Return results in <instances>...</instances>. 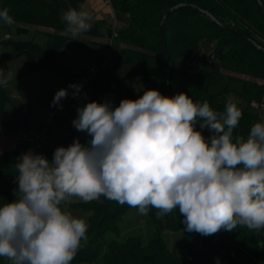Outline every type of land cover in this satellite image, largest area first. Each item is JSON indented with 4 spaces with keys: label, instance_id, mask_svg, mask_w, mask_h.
I'll use <instances>...</instances> for the list:
<instances>
[{
    "label": "clouds",
    "instance_id": "obj_1",
    "mask_svg": "<svg viewBox=\"0 0 264 264\" xmlns=\"http://www.w3.org/2000/svg\"><path fill=\"white\" fill-rule=\"evenodd\" d=\"M90 19L83 6L62 15L72 36L89 31ZM0 20L14 23L7 8ZM12 75L0 71V86ZM81 87L69 85L74 96ZM67 95V89L58 90L52 106ZM241 117L231 100L221 113L186 93L169 97L155 89L118 106L90 101L78 107L72 124L90 137L87 145L75 139L57 147L51 160L31 150L18 158L16 199L0 206V257L10 264H71L88 231L83 218L61 207L73 198L87 203L103 196L141 215L155 208L158 218L178 208L186 230L203 236L238 226L259 233L264 122L255 123L245 139L234 136ZM198 123L212 135L206 138Z\"/></svg>",
    "mask_w": 264,
    "mask_h": 264
},
{
    "label": "trees",
    "instance_id": "obj_2",
    "mask_svg": "<svg viewBox=\"0 0 264 264\" xmlns=\"http://www.w3.org/2000/svg\"><path fill=\"white\" fill-rule=\"evenodd\" d=\"M125 12L126 22L115 36L121 43L116 53L118 64L133 63L142 73L146 90L155 89L162 95L173 97L186 93L194 103L207 101L214 111L223 112L230 99V87L218 92H210L209 87L221 79L240 80L243 94L250 102H263L264 94V9L258 0H114ZM264 3V0H262ZM84 0H0V10L7 8L13 20L28 25L53 28L48 31L45 43L33 40H0L7 46L20 48L27 65V72L51 69L60 73L62 83L67 88L76 82L73 71L57 59V54L69 44L73 36L66 30L62 15L70 8L79 10ZM178 3H189L172 11L163 26L173 72L170 89L167 91V77L170 62L163 51L159 27L163 13ZM204 8L206 11L201 10ZM89 31L82 33L94 37L111 38L113 32L104 19H95ZM248 35L259 43L245 37ZM204 39L215 42L210 59L203 58L201 65L186 61L188 54L198 49ZM108 47L109 42L95 40ZM12 55L8 50H0V68L9 66ZM216 58L219 70L206 66ZM248 75L250 78L236 76ZM127 99L138 96L126 91ZM11 96L4 86H0V128L17 123L4 120L6 104ZM104 103L97 97L88 102ZM242 117L234 129V136L247 138L251 127L264 122V116L251 103L241 109ZM197 130H201L196 127ZM202 131V130H201ZM73 135L87 145V133L72 130ZM205 136L204 132L202 131ZM206 137V136H205ZM29 140H18L13 149H0V206L16 199L18 189V158L30 150ZM90 211L87 241L81 247L72 264H264V230L259 233L246 227L223 229L214 235L203 236L188 232L179 209L158 218L157 209L150 208L148 219L156 224L164 218L167 227L175 232L182 231L183 246L170 249L163 236L157 232L133 234L120 239L121 221L124 214L132 209L127 204L102 197L101 201L82 202ZM109 234L116 235L109 237ZM214 237H219L204 257L207 246ZM204 261L202 262V259ZM0 264H10L0 257Z\"/></svg>",
    "mask_w": 264,
    "mask_h": 264
},
{
    "label": "rangeland",
    "instance_id": "obj_3",
    "mask_svg": "<svg viewBox=\"0 0 264 264\" xmlns=\"http://www.w3.org/2000/svg\"><path fill=\"white\" fill-rule=\"evenodd\" d=\"M83 10L88 12L91 17L89 22L95 19H104L106 23L112 24V27L119 31L126 22V14L115 3L114 0H84ZM23 24L15 21L12 25L5 24L0 20V40L11 39L18 41L33 40L38 43H45L47 40V31H54L53 28L45 26L28 25L26 29H21ZM99 41L109 42L106 48ZM121 43L118 38H101L92 35L80 34L73 36L69 44L58 54L57 59L63 65L73 70V78L78 79L87 73L90 65L101 66L103 62L108 61L105 69H100L92 77L88 84L81 85L80 92L73 95L74 91H69L63 85V77L60 73L43 69L27 72V65L23 54H19L20 48L14 46H5L0 43V50H8L12 55L9 66L0 68L5 74L11 72L12 79L5 87L11 96V101L6 104L3 118L8 122H13L17 118V123L8 124L1 128L0 148L2 150L13 149L17 141L14 136H20L27 133L30 137H35L40 132H44L45 141L37 147L34 153L43 154L48 160L53 158V153L57 147H67L78 137L73 135L72 130L77 131L72 121L77 117V108L86 104L88 98L97 97L103 102L110 101L113 106H118L122 99L126 97V91L134 92L138 98L143 95L145 89L141 70L133 63L118 64L116 53ZM215 48V42L204 39L197 50L186 57V61L192 64L201 65L203 58L210 59V54ZM213 70H219L220 64L216 58L206 64ZM231 74L250 78L248 75H239L236 72ZM230 87L229 97L236 101L237 107L241 110L248 107L251 103L264 116V94L263 102H250L243 94V85L240 80L221 79L209 87L210 92H218ZM67 89L68 95L60 101V105L52 106L53 98L60 89ZM86 94V96H85ZM53 112L54 125H50L49 113ZM199 127V123L196 125ZM206 138L212 133L207 129H202ZM80 132V131H77ZM85 133V132H81ZM81 144H84L79 139ZM102 197L98 201L102 200ZM65 211H69L73 216L83 218L89 224L90 211L83 206L82 201L73 198L69 205L61 206ZM120 239H125L129 235L142 234L152 231L159 232L170 249L178 250L183 246L182 231H172L167 227L164 218L156 224L148 219L147 215H141L137 208L128 210L121 221ZM116 235L109 234V237ZM72 264V262H71ZM82 264V263H78ZM89 264H99L92 262Z\"/></svg>",
    "mask_w": 264,
    "mask_h": 264
},
{
    "label": "built area",
    "instance_id": "obj_4",
    "mask_svg": "<svg viewBox=\"0 0 264 264\" xmlns=\"http://www.w3.org/2000/svg\"><path fill=\"white\" fill-rule=\"evenodd\" d=\"M107 26L110 27L112 29V32H113V37H115L118 33V31L116 30V28L112 27V24L108 23L107 22ZM108 61H105L103 62V64L101 66H98L96 64L94 65H90L88 68H87V73L83 74L80 78H78L76 80V82L72 83V84H76V85H83V84H88L91 80H92V77L97 73V71H99L100 69H105L106 68V64H107ZM67 89L69 91H73L75 89L73 88H69V86L67 87ZM49 124L50 125H54L55 122H54V119H53V116H54V113L53 112H50L49 113ZM0 133H1V128H0ZM14 139L16 141L22 139V140H29L30 143H31V146H30V150L31 151H35V149L39 146L42 145V143L45 141L44 139V132H40L38 135H36L35 137H30L27 133H23L21 134L20 136H14Z\"/></svg>",
    "mask_w": 264,
    "mask_h": 264
},
{
    "label": "water",
    "instance_id": "obj_5",
    "mask_svg": "<svg viewBox=\"0 0 264 264\" xmlns=\"http://www.w3.org/2000/svg\"><path fill=\"white\" fill-rule=\"evenodd\" d=\"M258 2L261 4V6H262L263 9H264V3H263V1H262V0H258ZM186 4H189V3H178V4L174 5V6L169 7V8L163 13V16H162V19H161V23H160V27H159V33H160V38H161V43H162L163 51H164L165 56H166V58H167V60H168L169 62H170V57H169V54H168L167 43H166V39H165V36H164V30H163L164 22H165L167 16H168L172 11H174L175 9H177V8H179V7H181V6H184V5H186ZM200 8H201V10L206 11L204 8H202V7H200ZM206 12H208V11H206ZM245 37L248 38V39H250V40H252L256 45L259 46V43H258L256 40L252 39V38L249 37L248 35H245ZM172 72H173V66H172V63L170 62V71H169V74H168V77H167V91H169V89H170V84H169V82H170V79H171V76H172ZM218 239H219V237H214V238L210 241L209 245H208L207 248H206V251H205V255H204V257L208 254V252H209V250L211 249L212 245H213V244L215 243V241L218 240ZM203 261H204V258L202 259V262H203Z\"/></svg>",
    "mask_w": 264,
    "mask_h": 264
},
{
    "label": "crops",
    "instance_id": "obj_6",
    "mask_svg": "<svg viewBox=\"0 0 264 264\" xmlns=\"http://www.w3.org/2000/svg\"><path fill=\"white\" fill-rule=\"evenodd\" d=\"M45 32H48V31H47V29H46V31H45ZM71 70H72V69H71ZM72 71H73V70H72ZM0 149H1V148H0Z\"/></svg>",
    "mask_w": 264,
    "mask_h": 264
}]
</instances>
